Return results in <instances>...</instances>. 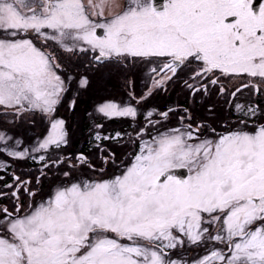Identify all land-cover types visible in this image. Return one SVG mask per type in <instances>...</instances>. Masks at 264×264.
I'll return each mask as SVG.
<instances>
[{
	"label": "snow or ice",
	"instance_id": "obj_1",
	"mask_svg": "<svg viewBox=\"0 0 264 264\" xmlns=\"http://www.w3.org/2000/svg\"><path fill=\"white\" fill-rule=\"evenodd\" d=\"M0 264H264V0H0Z\"/></svg>",
	"mask_w": 264,
	"mask_h": 264
}]
</instances>
